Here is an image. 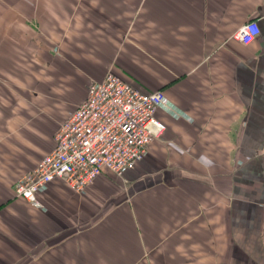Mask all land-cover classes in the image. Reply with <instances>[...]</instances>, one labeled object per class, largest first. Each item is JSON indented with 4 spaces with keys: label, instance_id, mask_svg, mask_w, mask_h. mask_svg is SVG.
Listing matches in <instances>:
<instances>
[{
    "label": "crops",
    "instance_id": "1",
    "mask_svg": "<svg viewBox=\"0 0 264 264\" xmlns=\"http://www.w3.org/2000/svg\"><path fill=\"white\" fill-rule=\"evenodd\" d=\"M110 70L184 116L123 178L17 197ZM0 264H264V0H0Z\"/></svg>",
    "mask_w": 264,
    "mask_h": 264
},
{
    "label": "built area",
    "instance_id": "2",
    "mask_svg": "<svg viewBox=\"0 0 264 264\" xmlns=\"http://www.w3.org/2000/svg\"><path fill=\"white\" fill-rule=\"evenodd\" d=\"M260 34L252 20L237 38L250 45ZM160 110L184 116L162 91L140 92L108 71L89 85L86 100L60 125L52 151L17 181L16 196L42 207L39 193L56 179L82 194L100 176L125 177L163 136L166 127L156 118Z\"/></svg>",
    "mask_w": 264,
    "mask_h": 264
}]
</instances>
